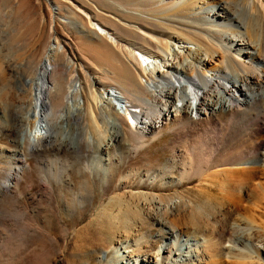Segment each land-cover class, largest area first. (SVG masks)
Listing matches in <instances>:
<instances>
[{"label": "bare ground", "instance_id": "obj_1", "mask_svg": "<svg viewBox=\"0 0 264 264\" xmlns=\"http://www.w3.org/2000/svg\"><path fill=\"white\" fill-rule=\"evenodd\" d=\"M71 2L67 21L88 52L82 42L81 63L61 65L64 47L56 42L33 70L36 81L25 78L34 94L19 95L21 104H27L20 107L23 114L12 108L7 111L12 124L21 129V147L26 141L37 148L48 142L60 153L80 156L85 142L98 167L94 170L87 164L79 173L103 172L106 185L120 190L117 196L123 198H118L126 202L139 197L141 211L167 227L166 233L178 222L193 227L199 244L192 257L199 264H264V247L248 251L233 245L242 242L238 240L242 233L255 241L264 235V0ZM60 74L67 76L66 84L56 81ZM253 109L257 112L250 115L251 123L244 118L252 125L249 137L241 130L237 132L242 134L232 132L242 113ZM165 137L173 165L158 174L173 178L176 169L177 182L198 176L209 184L200 187L207 193L204 204L197 205L185 195L159 219L163 214L146 213L152 199L135 189L137 177L131 180L132 173L138 176L142 170L131 168L130 174L119 175L116 167ZM11 168L2 191L15 188L14 172L23 170ZM150 170H145L148 178ZM52 176L56 183L72 181L68 168ZM76 199L82 204L85 196ZM76 208L77 201L65 198L59 213L73 214ZM175 213L178 218L172 217ZM228 242L232 245L226 246ZM120 260L124 264L158 261L154 253L141 260L122 255Z\"/></svg>", "mask_w": 264, "mask_h": 264}, {"label": "rangeland", "instance_id": "obj_2", "mask_svg": "<svg viewBox=\"0 0 264 264\" xmlns=\"http://www.w3.org/2000/svg\"><path fill=\"white\" fill-rule=\"evenodd\" d=\"M71 3V0H0V264H124L120 260L122 255L141 260L146 253L157 256L159 262L154 261L153 264H199L196 257H192L199 244L198 232L193 227L178 222L173 231L166 233L167 227H162L141 211L139 197L126 202L120 199L123 198L121 195L118 198L120 190L106 185L103 172H95L93 176L88 172L79 173V169L87 164L94 170L98 167L85 142L82 157L75 153H60L48 142L38 148L28 141L23 147L20 145L21 129L12 124L7 111L12 108L21 114L27 106L21 104V97L27 93L34 94L32 88H27L30 86L25 83V78L36 81L37 75H33V70L43 62L47 50L56 42L64 47L65 56L59 60L61 65L68 61L81 63L78 45L83 40L78 41L79 32L67 21L69 14L66 8ZM82 46L87 54L85 41ZM63 71L64 68L61 74ZM61 74L55 77L56 81L66 84L67 76ZM23 80L26 87L22 85ZM21 85L26 92L21 91ZM61 110L59 107L55 116L59 117ZM254 110L256 114V109L252 112L247 110L249 114L246 111L245 117L242 113L239 119L243 121H235L232 132L241 130L248 138L252 125L247 121L251 123L249 118ZM167 140L166 137L162 141L157 140L144 152L132 154L126 163L131 167L126 169V164L116 167L120 169L119 175L130 174L131 168L142 170L138 176L132 173L131 180L137 177L141 185L146 183L141 186L135 181V189L147 192L148 201H152L148 203L146 213L155 211L163 214L159 219H163L164 212L170 210L174 203L185 199V195L197 205L204 204L207 193L201 188L209 184L198 176L191 179L193 182H177L180 176L176 169L171 173L174 179L169 178V174H158L161 168L173 165L169 162L172 153L165 149ZM15 165L23 169L14 172L15 188L2 191V184ZM62 168L69 169L72 176L70 184L55 182L52 174ZM146 169H151L150 178ZM87 178L93 180L86 181ZM80 195L85 196L82 204L76 199ZM65 198L66 202L77 201V208L69 214L71 217L59 213L65 207ZM113 198L118 199L111 205L109 202ZM109 205L113 210H109ZM172 217L178 218V215L175 213ZM142 221L147 223L145 227ZM262 235L255 241L256 238L242 233L238 235L242 242L233 245L248 251L262 249ZM229 245L232 244L226 243ZM224 251L228 252L227 249Z\"/></svg>", "mask_w": 264, "mask_h": 264}, {"label": "snow or ice", "instance_id": "obj_3", "mask_svg": "<svg viewBox=\"0 0 264 264\" xmlns=\"http://www.w3.org/2000/svg\"><path fill=\"white\" fill-rule=\"evenodd\" d=\"M95 27V26H94ZM129 122L131 123L132 122V117L131 116H129Z\"/></svg>", "mask_w": 264, "mask_h": 264}]
</instances>
